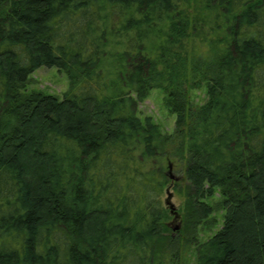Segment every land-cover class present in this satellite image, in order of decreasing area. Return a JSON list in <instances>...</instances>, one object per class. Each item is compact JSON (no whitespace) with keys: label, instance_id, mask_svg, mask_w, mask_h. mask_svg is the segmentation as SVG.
I'll use <instances>...</instances> for the list:
<instances>
[{"label":"trees","instance_id":"1","mask_svg":"<svg viewBox=\"0 0 264 264\" xmlns=\"http://www.w3.org/2000/svg\"><path fill=\"white\" fill-rule=\"evenodd\" d=\"M194 1L221 21L198 105L173 50ZM40 66L61 97L27 91ZM153 88L171 132L137 112ZM186 244L192 264H264V0H0V264H181Z\"/></svg>","mask_w":264,"mask_h":264},{"label":"rangeland","instance_id":"2","mask_svg":"<svg viewBox=\"0 0 264 264\" xmlns=\"http://www.w3.org/2000/svg\"><path fill=\"white\" fill-rule=\"evenodd\" d=\"M188 8L191 9L190 17H193V19L190 18L189 20L190 24L193 25H191V28L189 29V36L184 38V40L180 42L181 44L177 43L176 46L173 47V50L175 51V55L177 56V58L180 61L181 59L183 60L184 67L179 68V70L181 73L185 74V79L188 80L186 82L187 98L198 105L205 100L206 86L205 82L203 81L196 89L190 87L189 84L192 79V63H195L196 61L207 63L211 59V57L215 56V53L212 50L213 47H216L214 40L216 36V30L214 29L217 25L221 24V21L219 19H215V14H212L211 12L207 13L201 2H191ZM219 34L221 36L223 34L222 31H220ZM221 46L222 43L219 42L218 47L220 48ZM68 85L69 81L67 80V76L64 71H58L55 66L49 68L40 66V68L32 71L30 82L27 86V91L36 90L44 93L55 94L61 97L64 90L68 88ZM163 96L164 92L161 89L153 88V90L147 97L137 103L136 108L137 112H139L140 117L143 118V116H149L153 122L155 121L159 124L163 133H168L171 132L174 127L175 116L167 109L166 105L164 104ZM172 171L174 176L178 177V180H172L171 184L169 185L170 192H172L171 200L174 203L176 210H178V213L182 214V206L185 200V188H183L184 177L182 178L183 169L181 166H173ZM173 182H176V184ZM173 184H175L176 187H174ZM214 196L217 197V194H215ZM165 197L166 193L162 195V200H164ZM222 215V210L214 211L212 217H214V219L216 218L217 223L215 224V226H204L203 228H201L198 231V241L204 240L205 238L213 234L215 230L221 227ZM172 219L173 214L171 213V217L169 219L170 223ZM179 221L181 224L182 221ZM177 255L179 263L192 264L195 256L194 248L192 246H188L187 244L183 245L178 249Z\"/></svg>","mask_w":264,"mask_h":264},{"label":"water","instance_id":"3","mask_svg":"<svg viewBox=\"0 0 264 264\" xmlns=\"http://www.w3.org/2000/svg\"><path fill=\"white\" fill-rule=\"evenodd\" d=\"M169 169H168V176L171 178V180H178V177H175L173 174V166H171V164L168 165ZM172 197V192H170V188L168 187L166 190V197H165V206L168 208V210L173 214V219L171 221V228L172 231H178L181 227L179 218L180 215L178 213V210H176L174 203L171 200Z\"/></svg>","mask_w":264,"mask_h":264}]
</instances>
